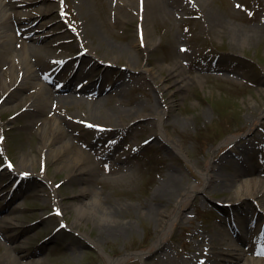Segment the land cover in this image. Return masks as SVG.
<instances>
[{"label":"rangeland","instance_id":"rangeland-1","mask_svg":"<svg viewBox=\"0 0 264 264\" xmlns=\"http://www.w3.org/2000/svg\"><path fill=\"white\" fill-rule=\"evenodd\" d=\"M46 5L48 33L58 38L45 46L47 62L87 48L111 65L94 76L104 73L102 86L113 88L96 99L102 105L82 99L46 106L66 131L55 146H71L60 159L41 148L45 116L23 110L32 89L6 103L0 89V264H108L107 257L117 258L116 264H217L205 254L211 248L204 250L211 238L224 246L229 227L220 223L236 215L242 224L253 221L244 216L246 207L254 220L263 218L262 202L239 205L235 189L238 179L250 176L264 185V0ZM116 14L125 16L122 23ZM140 23L150 46L144 55L133 44ZM175 61L182 71L170 77L166 68ZM67 68L64 77L74 60ZM182 76L189 79L178 89L174 79ZM90 107L110 113L92 114ZM161 130L168 141L160 140ZM73 156L83 158L85 178L68 175ZM242 156L249 157L247 166ZM203 171L213 173V183L205 184ZM83 201L91 208L77 219L76 205ZM168 210L179 212L153 246L159 212ZM247 225L249 240L256 238L259 228ZM242 250L260 257L255 247ZM236 259L224 255L220 264Z\"/></svg>","mask_w":264,"mask_h":264},{"label":"bare ground","instance_id":"bare-ground-1","mask_svg":"<svg viewBox=\"0 0 264 264\" xmlns=\"http://www.w3.org/2000/svg\"><path fill=\"white\" fill-rule=\"evenodd\" d=\"M44 3L45 0H0V65L3 66V71L0 72V89L3 95L6 94V96L4 97L5 103L12 102V100H14V98L17 97L19 94L26 92L25 89H32V93H30V95L25 96V109L28 110L27 114L31 116H34L33 113H36L37 111L39 114H42L43 117L45 116V120L42 123V127L40 130V133L42 134L41 148L47 147V151L49 152L51 158L60 159L64 157L65 151H67L68 147L71 146L68 142H60L59 145L55 146V143L60 140V138L66 133V131L62 126L61 122L57 118H55L53 114L49 113V111L46 110V106L48 104H52L53 106L57 107L58 103L63 100L81 101L82 99H87L90 103H94L97 105H102L105 103L102 101L100 102V100L96 99L92 101L87 97L86 94L81 93L88 90L89 88L91 90H94L91 92L92 94H96L95 84H93L92 86L82 84V86H80L78 89L74 87V92L76 91L74 95L70 93L65 96H53L54 90H62L64 88H68L72 85V82L74 80L79 79L81 76H85L86 79L89 73L87 70H82L79 67L77 73L70 75L67 78H63L64 80L62 79L63 82L60 85V81H53V76L48 75L49 73L44 70V65L50 67L53 63L56 62H47V58H45L46 56H44V54L47 53L45 46L48 42L56 41L58 38L48 35V30L35 34L34 28L28 26L25 23V21L32 16L31 9L26 8L28 7V4L40 5L37 6V9L35 11L39 12V15L41 16H47L49 14L50 9H44L41 7V4ZM115 17L117 23H122L125 19V16H123L122 14H116ZM84 21L87 23L89 20L88 18H86L84 19ZM48 22V19H44L41 24V28H43V26L46 25ZM91 22L92 21L88 23ZM113 31L114 30H112L111 32ZM147 33V29H145L143 24L140 23L136 31L138 38L133 42V44L135 49L143 55L148 52L150 47L149 45H147ZM74 34L76 36H81L78 30H75ZM140 34H142V38ZM37 42H41V44L37 45ZM14 43H17L19 47H16ZM86 52H88L87 48ZM93 55H91V59L95 58ZM96 59L100 60L98 56ZM67 62V60L65 62L63 58H61L56 63H60L62 65L61 67L63 68L66 64H68ZM142 70H144L149 76L154 77V72L151 69L143 68ZM61 71L62 69L59 72ZM166 71L168 75H170V77H174L176 73H180L182 69L180 67V64L175 61L168 68H166ZM59 72L54 76V78H61L63 76L62 73L60 74ZM188 79L189 76H182L181 79H174V83L177 84L178 89H183L187 85ZM46 80H48L49 82H46ZM40 82L44 83L42 84ZM79 82H83V80L81 79ZM103 101L107 103L108 99L103 98ZM90 109L92 114L93 112L98 113L100 115H107L110 113L109 111L105 113L103 112V109L96 107H94L93 109L92 107H90ZM130 113L131 115L135 114V112ZM140 115L143 114H139L137 117H139ZM165 134H167L165 133V131H160V140H162L163 142L169 140ZM169 145L175 151L182 153V150H180V148L173 142L169 143ZM29 162L31 164L34 163L33 159H30ZM23 163L24 160H22L21 165H24ZM70 163L71 166H73V170L68 175L72 173L76 175L75 173H78L81 174L83 178L89 175V170L83 166L82 157L73 156L70 159ZM202 175L206 179L205 184L213 183L214 175L211 171H203ZM161 189V191H165L164 188L161 187ZM160 190L158 191L160 192ZM80 192L82 194L87 193L86 190L83 188L80 190ZM194 192L195 190L193 189L190 192H184L181 195L179 201H184L187 196L192 195ZM235 195V200H237L239 205L244 203L240 202L244 201V199H256L257 201L259 200L260 203L262 202L261 205L264 208V185L261 179L255 177H245L244 179H239V186L235 189ZM245 202L249 204L250 201ZM89 205L90 204L85 203L84 201L76 205V208L78 210L76 216L77 219H82L85 217L86 213L91 208ZM246 209L248 208L246 207ZM178 212L179 210H176L175 213L174 210H168L163 213L159 212V214L161 213L159 220L162 225L159 230L160 233L157 234V238L154 241L153 246H159L162 243V235L167 231V224L173 222ZM107 228L110 229V227ZM113 229H118V227H115ZM6 237L8 236L6 235ZM223 238H225V240L223 241L224 246H219L215 244L212 238L209 240V243H211L212 250L211 255L213 254L212 256L218 261L217 264H220V261L224 258V248H226L227 246L226 237L224 236ZM235 258L243 259V262H241V264H264V257H247L245 256V254H243L240 249L236 252ZM107 259L108 264H116L118 260L117 258L112 257H107Z\"/></svg>","mask_w":264,"mask_h":264},{"label":"snow or ice","instance_id":"snow-or-ice-1","mask_svg":"<svg viewBox=\"0 0 264 264\" xmlns=\"http://www.w3.org/2000/svg\"><path fill=\"white\" fill-rule=\"evenodd\" d=\"M183 50V49H182Z\"/></svg>","mask_w":264,"mask_h":264}]
</instances>
